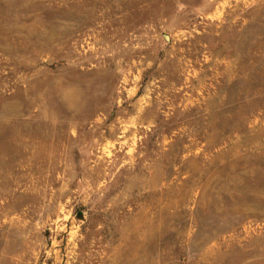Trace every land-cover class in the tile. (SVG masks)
<instances>
[{"label": "rangeland", "instance_id": "obj_1", "mask_svg": "<svg viewBox=\"0 0 264 264\" xmlns=\"http://www.w3.org/2000/svg\"><path fill=\"white\" fill-rule=\"evenodd\" d=\"M0 264H264V0H0Z\"/></svg>", "mask_w": 264, "mask_h": 264}]
</instances>
